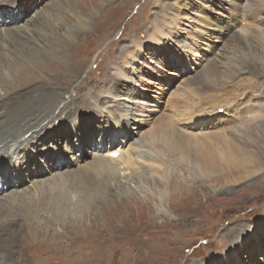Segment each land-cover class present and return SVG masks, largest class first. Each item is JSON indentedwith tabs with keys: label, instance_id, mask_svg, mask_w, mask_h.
<instances>
[{
	"label": "rangeland",
	"instance_id": "1",
	"mask_svg": "<svg viewBox=\"0 0 264 264\" xmlns=\"http://www.w3.org/2000/svg\"><path fill=\"white\" fill-rule=\"evenodd\" d=\"M28 1L30 4L28 8L22 7V13L21 9H16L15 18L0 22V32L3 34L6 29L23 30L21 32H25V35L30 31L26 37H14L24 45L41 47L46 43L48 45L44 48L48 49L49 45L53 47L58 40L53 38L57 36L53 31L59 28L57 22H63L61 19L64 17L76 22L75 13L87 14V22L81 29L76 25L71 30L65 27L68 41L73 45L71 48L60 51L50 48L48 55L37 53L32 58H17L20 61V72L14 77L17 79L23 78V74L29 77L37 75L39 79L35 81V85L45 84L61 73L65 83L70 82L69 78H75L74 69L64 62L69 57L73 63L91 65V71L81 77L85 80L74 86H82L79 90L80 97L75 98V93H78L71 92L75 100L72 106H78L69 120L75 123L77 120L95 119V123L86 131L85 145L83 148L79 147L78 138L73 132L61 137L58 145L51 143L48 149L43 150L44 153L53 150L58 157L60 154L56 150H71L74 152L73 159L65 155L71 164L61 170H86L85 167L88 169V165L99 154L100 148L97 146L102 142L101 134H104L108 138L106 140L114 144L110 150L129 149L127 151L140 164L133 173L130 172L131 169L126 170L123 163L113 162L111 164L116 175L113 173L115 177L112 174L108 177L105 172L96 170L93 163L90 170L86 171V183L91 176L98 177V174L105 178L103 183L109 182L107 191L103 194L91 191V197L85 200L86 205H78L82 204L79 192H85V188L82 189V182L76 179L73 185L68 182L65 184L74 191L71 193L74 205L68 206L66 212L56 213L47 209L34 212L33 208L25 206L24 211L22 210L24 222H32L31 228L34 229L31 233L33 237L27 235L24 238V251L31 258L29 264H212L213 260L216 264H264V151L258 152L261 148L264 150V96L259 95L263 88L252 93L249 91V95H254L252 101L254 107H257L253 111L259 109L261 113V126H252L250 123L246 127L249 133L260 138L256 142L258 144L251 147L254 150L258 147L256 153L259 157L248 164L252 172L249 176L236 181H226L227 174L195 180L186 170H182L184 162L171 156L175 161L171 158L167 172L173 173L166 183L167 193L161 200L156 190L140 182L139 175L149 168L146 159L148 150L130 147L134 141L136 143L137 140L147 138L154 127L166 121L175 123L180 130L189 131L186 129L187 120L181 119L180 111L174 106L189 101L190 96L195 93L192 81L209 66L208 62L213 61L222 73L226 67L237 68L239 59L248 57V46L241 42L239 45L235 44L240 40L237 37L233 41V37L241 36L244 42L256 44V37L250 35L253 30H259V25L252 19L254 16L249 17L253 1L96 0L97 3L91 7V0ZM48 12L51 15L46 19L51 21L49 25L53 31H48L47 35L41 25L43 14ZM59 16L63 17L57 19ZM158 29H161L162 34L158 33ZM34 31L36 36L32 35ZM258 32L262 33L260 30ZM10 35H13L12 31ZM151 37L154 38L150 39ZM95 40L97 44L102 42V45H93ZM125 48L131 54L125 53ZM8 49L3 50L9 52ZM51 52L61 55L60 59H51ZM98 53H106L107 57L102 61ZM114 65L121 67L124 73L116 74L112 68ZM100 79L104 80V84L99 87L97 82ZM134 91L136 93L133 95ZM81 93L86 96H81ZM128 93L144 101V104L135 105L137 109L133 111L138 112L132 114L131 118L127 110L131 103L125 99ZM257 96L263 97L260 103H254ZM247 97L246 94L244 98ZM116 107L121 110L122 115L121 112L119 114L118 111H113ZM96 110L101 112L94 116ZM208 110L206 112L223 120L216 125V121L204 123L203 126L200 125V129L192 130V133H212L223 126L229 127L223 121L233 124L241 120L242 116L245 118L252 115V111L248 112L240 106H221ZM235 112L241 113V116ZM205 117L209 119L212 115ZM207 121L209 120L205 122ZM124 122L126 125L121 126ZM53 125L62 126L65 122L55 121ZM125 132H131L133 139H130L129 134L123 137ZM247 145L252 146L251 143ZM34 152L36 151L30 154ZM101 155L111 157V153L106 155V152H102ZM117 157L111 158L116 160ZM53 162L59 161L54 158ZM176 165L180 166L177 168ZM139 170L140 174H136ZM180 170L183 171L182 174ZM238 171L233 169L232 174ZM26 176L18 186L0 193V203L2 200L6 202L8 198L17 203V196L13 197L15 192L24 194L22 197L25 200L35 201V183L38 180L43 182L46 177ZM10 178L15 180L17 177L12 174ZM109 185H112L111 189ZM123 185L125 189L121 190ZM74 188H77L76 191ZM113 188L115 189L112 190Z\"/></svg>",
	"mask_w": 264,
	"mask_h": 264
},
{
	"label": "bare ground",
	"instance_id": "2",
	"mask_svg": "<svg viewBox=\"0 0 264 264\" xmlns=\"http://www.w3.org/2000/svg\"><path fill=\"white\" fill-rule=\"evenodd\" d=\"M252 1L253 9L249 12V17H251V15L254 16V18L252 19L255 20L256 25H259V30L262 33L258 32L259 30H253L252 32H250L251 36L256 37L255 45L249 44L248 37V43L244 42L241 36L233 37V41H236L237 37L240 40L235 44L239 45L241 42V44L245 43L248 46L246 48V45L244 44L245 48L249 52L248 57L246 59H239L240 61L237 68H232L229 66L224 68L222 73L216 67L213 61L208 62L207 65L209 66H207L203 72H199L198 76L192 81L195 84L193 91L195 93L192 92L193 94L191 93L192 95H189V101L174 106L180 111L179 115L181 119L187 120L186 129H188L189 131H183L182 129L180 130V128L176 127L175 123L166 121L158 127L156 126L157 128L154 127V129L149 132V136L147 134V138L137 140L136 143H134L135 141L133 140V144H130L131 148L141 147V149L145 148V150H148L147 153L149 154L147 155L146 159L149 168L142 174H140V168L139 172H136V174H140V182L143 185L145 183L148 188L156 190V193H158L161 200L167 193V190L165 189V187L167 186L166 183L169 180V176L171 175V173H173L167 172V168H170L169 163L172 159L174 160V158L176 160L178 159L179 162H184L182 163L184 164V166L182 165V170H186L195 180H202L203 178H210L211 176L214 177L219 175L221 176L222 174H227V176H225L226 181H236L238 179L244 178L246 175L249 176L248 174L252 173L251 169L248 168V164L256 161L259 156L256 153L258 151V147L256 146L255 150L251 147H255L254 145L258 144L256 142L257 140L260 141V138L258 139V136L256 137L253 134L249 133L246 130V127L250 123L252 124V126H261V113L259 112V109L257 111H253L254 108L257 107H254L255 104H253L252 101L254 100V95H251V93L256 89L263 88L261 91H259V95L264 96V0ZM85 3H83V5ZM96 3V0H91L90 4H88L89 7H91V5ZM29 4L30 1L28 0H0V22L2 23L7 20L11 21L10 19L17 16V14H15L16 9H21L20 12L22 13V7L24 6L28 8ZM49 12L43 14L44 20L41 25V29H44V33H46L47 35L48 31H53L49 25L51 21L46 19L47 16L51 15ZM44 15H46V17ZM57 15L59 14H56V16ZM74 15L77 20L76 22L73 21L74 19L71 21L66 17L62 18L63 16L57 17V19L62 18L61 20H63V22H57L59 28L57 31H53L54 34L57 35L53 36V38H57L58 40L56 41L57 43L55 42V46L53 45V47H51L49 45L48 49L44 48L48 45L46 43L42 44L41 47H39L33 44L32 46L26 44L24 45L20 43V40H16V38L14 39L15 36L26 37L28 36L27 34L30 33V31L26 33V35L23 34L25 32H21L23 30L19 29H6L4 34L0 32V193L4 192L7 188L16 187L21 184V180L26 175V177H46L43 182L38 180L39 182L37 181L35 183V201L34 199L25 200L22 197L24 194L22 195V193L17 192H15V195H13V197L17 196V203L9 199L8 195H6L8 196V199L5 197L7 199L6 202H3V200L1 201L0 264H29V261H31L30 256L27 255L24 251V238L27 235L32 236L31 233L33 229L31 228L32 222L27 223L26 220V223L24 222L23 216L25 217V215H23V211L25 206H27L28 209L33 208L34 212L37 210L43 211L44 209L56 213L66 212V208L68 206L74 205L71 198V193H73L74 191L69 185L74 183L76 179L77 181L79 180V182H82V189L85 188V192L81 193L80 190V192L78 191L80 197L82 198L80 200V203L82 204L78 205H86L85 200L91 197V191L93 192V190H96L98 194H103V192L107 191V184L109 182L107 181V184L103 183L104 181H106L105 178L95 171V174H98L99 176H91L89 180L90 184H88L89 182L86 183V181L84 180V178H86L85 176L87 175L86 171L90 170V167L93 163L96 170H101L103 173L105 172L108 177L111 176V174L114 175L113 173H115L113 172L115 171L113 170L114 166L113 164H111L113 162L123 163L126 166V170L131 169L130 172H133V170L135 169L137 170V168H139L138 166L140 165L135 160V158L133 159L131 153L128 152L129 149H127L128 151L119 148L110 150L114 144L106 140L108 138H105L106 136L104 134H101L102 142L99 146H97L100 148L99 154L96 155L92 163L88 165L89 170L85 166L83 167H85L86 170L82 169L72 171L67 170L66 168V170H61L71 164L70 160H68L67 158L69 156V159H73L72 156L74 155V152L71 150L69 152L65 151V149L56 150L57 153L60 154L58 157L54 155L53 150H50L48 153H44L43 151L44 149H48V146L51 143L58 145L61 137H63L65 134H70L73 132H75V135L78 138L77 140L79 142V147L83 148L82 146L85 145V138L87 136L86 131L87 129H90L91 126L95 123V119L93 118L88 121H84V119H82L77 120V122L75 123L69 120L78 106L77 105L73 108L72 104L73 102H75V100L71 92L78 93H75V98L80 97L79 90H81L82 86H80L81 88H77V86L75 88L74 86L78 82L81 84L85 80L81 79V77L91 71V65L87 66L83 62L73 63L72 61H70L69 57L64 62L65 64H69V67H71V69H74L75 72H73V74H76L75 78L71 77L68 79L70 82L65 83L63 82V73H61L57 77L51 78L45 84L35 85V81L39 79L37 75L29 77L26 74H23V78L19 77L17 79L16 77H14L16 73L20 72V68H18L20 61L17 58L19 56V58H32V55L36 56L37 53L48 55L47 51L50 48L55 51L71 48L73 45H71L68 41V35L66 36L67 31L65 30V27L68 28L67 30H71L73 29L74 25H76V27H80L81 29L82 25L84 26L87 22V19H85L87 17V14L78 12ZM20 28L22 27L20 26ZM41 29L39 30L42 32ZM11 31L13 32V35H10ZM59 32L60 37H58ZM158 33L162 34L161 29H158ZM32 35H35V31L34 33L32 32ZM40 35H42V33ZM153 36H156V34ZM152 38L154 37H151L150 39ZM21 39L23 40V38ZM9 40L10 42H8ZM34 43H36V40H34ZM93 45L99 47L102 45V42L100 44H97L95 40ZM5 48H9V52H4L3 49ZM124 52L127 54H131L128 48H125ZM98 56L103 61L107 57V54L98 53ZM60 57L61 55L54 54L53 52L50 53V58L55 59V61H57L56 59L59 60ZM233 60L234 59H232V61ZM112 68L115 69L116 74L124 73V70L117 65H114ZM2 69L6 71H3ZM103 73L104 70L102 69V78ZM103 81V79H100V81L97 82L99 87L104 84ZM87 87H89V85ZM249 91L251 92L250 95ZM129 93L127 94L128 96H126L125 99L129 100V102L131 103V106L127 109L130 112L129 117L131 118L132 114L135 115V113L138 112L133 111V109H137L135 107L139 104H144V101H142V98L141 100H138V98L133 96L136 93L135 91L132 93L133 95L130 94L131 96L129 95ZM108 94L111 95V93ZM246 94L248 95V97L244 98ZM81 96H86V94L82 95L81 93ZM256 98L258 99L256 102L254 101V103H260V99L262 100L263 97L257 96ZM96 101L98 104L102 105L99 100ZM221 106H225V108L226 106H240L243 109H247L248 112L252 111V115L245 118H243L242 116L240 118L241 120L236 121L233 124L227 121H223L225 125L226 123H228L229 127L225 128V126H223L221 127V129L216 130L212 133H210L211 131L209 133L201 132L200 134L197 133V131L196 133H192L194 132L192 130L200 129V125L203 126L204 123L216 121L214 124L216 125L219 121L223 120L218 119L219 117H215V114L206 112L210 108L214 109ZM113 111H118L119 114L121 112V110L117 107L114 108ZM122 111L126 115V112L124 110ZM100 112L101 110H96V113L94 112V116L98 115V113ZM235 114L241 116V113L238 114L237 112H235ZM120 115H122V112ZM120 115H117V117ZM205 115H212V117L207 119ZM63 119L68 120L65 121ZM206 120L209 121L205 122ZM55 121H57L58 123L63 121L65 122V125H53ZM123 125H126V122L122 123L121 126ZM257 129L258 131L260 130V128ZM128 134L130 135V139H133V135L131 134V132H125V134H123L122 136L126 137ZM126 141H128V139H126ZM248 143H251L252 146L247 145ZM32 151L36 152L30 154ZM41 151L43 152L41 153ZM263 151V148H261L258 152L262 153ZM102 152H106V155L117 152L119 155L117 159L114 160L109 156L101 155ZM171 156H174V158H172ZM54 158H57V161L59 162H53ZM233 169L239 170L240 172L238 171L233 175ZM180 172L182 174L183 171L180 170ZM12 174L17 177L15 178V180H12V178H10ZM115 175L113 177H115ZM156 178H158V180ZM128 181L129 180L127 179L126 182L129 185ZM66 182H68V186H66ZM115 184L117 185V182ZM76 189L74 188L75 191ZM114 189L115 188H113L112 190ZM123 189H125V185L122 186L121 190ZM124 194L126 193L124 192ZM27 201H29L28 204ZM92 202H94L93 199ZM36 219L38 220L37 217ZM203 264H211V262H205ZM212 264H216L215 260H213Z\"/></svg>",
	"mask_w": 264,
	"mask_h": 264
}]
</instances>
